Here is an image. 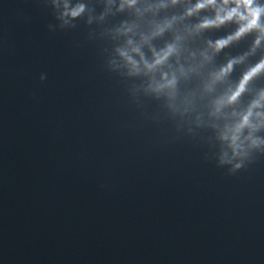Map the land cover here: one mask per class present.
<instances>
[{"label": "water", "instance_id": "water-1", "mask_svg": "<svg viewBox=\"0 0 264 264\" xmlns=\"http://www.w3.org/2000/svg\"><path fill=\"white\" fill-rule=\"evenodd\" d=\"M56 23L43 0H0V264H264V156L217 167L206 133L138 107L83 20Z\"/></svg>", "mask_w": 264, "mask_h": 264}, {"label": "clouds", "instance_id": "clouds-1", "mask_svg": "<svg viewBox=\"0 0 264 264\" xmlns=\"http://www.w3.org/2000/svg\"><path fill=\"white\" fill-rule=\"evenodd\" d=\"M43 3L57 21L49 32L75 29L83 20L91 29L88 39L104 42L107 70L130 82L127 91L138 107L141 98H150L178 133H206L217 167L234 174L264 156V87L254 86L264 77V0ZM117 17L122 19L110 22ZM225 26L232 31L215 39L205 35ZM249 36L246 50L225 51ZM46 78L40 74L41 81Z\"/></svg>", "mask_w": 264, "mask_h": 264}]
</instances>
